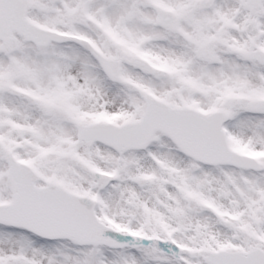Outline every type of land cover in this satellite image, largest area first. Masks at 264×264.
I'll list each match as a JSON object with an SVG mask.
<instances>
[{
  "label": "snow or ice",
  "instance_id": "1",
  "mask_svg": "<svg viewBox=\"0 0 264 264\" xmlns=\"http://www.w3.org/2000/svg\"><path fill=\"white\" fill-rule=\"evenodd\" d=\"M0 264H264V0H0Z\"/></svg>",
  "mask_w": 264,
  "mask_h": 264
}]
</instances>
